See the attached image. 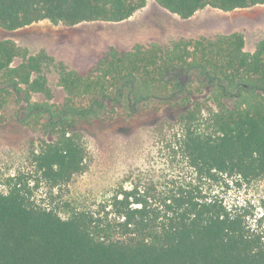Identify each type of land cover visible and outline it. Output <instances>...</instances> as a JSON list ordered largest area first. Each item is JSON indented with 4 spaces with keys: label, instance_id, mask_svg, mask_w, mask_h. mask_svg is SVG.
I'll list each match as a JSON object with an SVG mask.
<instances>
[{
    "label": "trees",
    "instance_id": "16d2710c",
    "mask_svg": "<svg viewBox=\"0 0 264 264\" xmlns=\"http://www.w3.org/2000/svg\"><path fill=\"white\" fill-rule=\"evenodd\" d=\"M182 20L264 0H153ZM147 0H0V29L35 23H121ZM44 51L0 40V126L42 135L31 162L50 192L84 171L82 127L162 113L175 128L182 170L158 190L131 184L96 210L36 203L29 179L0 190V264H264L262 219L217 192L228 181L264 178V41L244 49L240 33L110 48L84 72L60 65L54 103ZM36 98V99H35Z\"/></svg>",
    "mask_w": 264,
    "mask_h": 264
},
{
    "label": "rangeland",
    "instance_id": "374dc122",
    "mask_svg": "<svg viewBox=\"0 0 264 264\" xmlns=\"http://www.w3.org/2000/svg\"><path fill=\"white\" fill-rule=\"evenodd\" d=\"M240 33L244 49L253 52L264 41V5L223 12L204 8L182 20L147 0L146 6L121 23L91 22L73 27L35 23L13 32L0 29V40H12L30 55L44 51L53 62L44 69L54 103L64 94L57 86L60 65L84 72L110 48L130 50L152 42L169 44L181 39L213 38ZM36 99V98H35ZM175 128L162 113L141 112L133 117H117L110 122H94L82 127L86 148L84 171L72 177L60 190L52 192L34 173L32 150L44 139L15 122L0 126V190L4 181L18 174L27 177L33 198L41 205L96 210L113 195L131 184L159 191L182 170L173 150ZM216 192L229 206L243 209L250 219H262L264 227V178L245 183L228 181Z\"/></svg>",
    "mask_w": 264,
    "mask_h": 264
}]
</instances>
